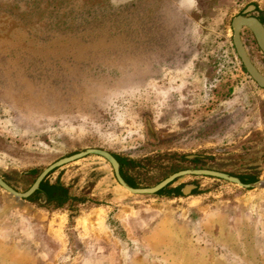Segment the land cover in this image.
Instances as JSON below:
<instances>
[{"label":"rangeland","instance_id":"1","mask_svg":"<svg viewBox=\"0 0 264 264\" xmlns=\"http://www.w3.org/2000/svg\"><path fill=\"white\" fill-rule=\"evenodd\" d=\"M251 3L264 11V0H0V176L24 191V171L98 147L142 161L130 170L141 187L197 167L263 179L264 88L232 42ZM241 39L264 75L254 36ZM48 179L84 201L45 206L0 187V264H264V184L186 175L171 186L193 193L132 194L94 154Z\"/></svg>","mask_w":264,"mask_h":264},{"label":"water","instance_id":"2","mask_svg":"<svg viewBox=\"0 0 264 264\" xmlns=\"http://www.w3.org/2000/svg\"><path fill=\"white\" fill-rule=\"evenodd\" d=\"M250 7H253V5L247 6L242 11L241 14H238L232 18L231 20V27H232V32H233L232 42L236 50V53L238 57L240 58L241 63L244 66L247 73L257 83V85L264 88V75L256 68V66L251 61L247 53V50L245 48V45L243 44V41L241 39V29L242 28L249 29L253 33V36L257 42V45L259 46V48L264 54V25L259 19H257L254 16L243 15L244 13L249 11ZM89 154L98 155L104 158L111 165L115 179L119 183V185L132 194H155L159 190L166 187L169 183L173 184L175 182H179L178 180H180L183 176H186V175H196V176L200 175V176L216 177V178L223 179L225 181L234 183L244 188L258 187L264 184V178L257 179L249 183H244L236 175H232L227 172L220 171V170L204 168V167H197V168H186V169L175 171L152 186L132 187L121 176L120 163L110 151L103 149V148H98V147H88L78 152L63 156L55 160L54 162L50 163L49 165H47L45 168H43L40 171V173L37 175V177L32 182V184L24 191L16 190L9 183H7L1 176H0V187L3 190H5L9 195L15 197L16 199H26L39 188L40 182L51 171H53L54 169L62 165H65L67 163L80 159ZM194 188H195V184H186L182 187L181 190H182V193H188Z\"/></svg>","mask_w":264,"mask_h":264},{"label":"trees","instance_id":"3","mask_svg":"<svg viewBox=\"0 0 264 264\" xmlns=\"http://www.w3.org/2000/svg\"><path fill=\"white\" fill-rule=\"evenodd\" d=\"M113 155L120 163V174L123 177V179L132 187H141V183L138 182L137 178L133 174L130 173V170H132L136 166L141 165L142 161H138V160L126 157V156H119L116 154H113ZM180 157L183 159L186 158L185 155H181ZM198 157L199 156L194 155L192 158H190V161L197 162ZM40 171L41 170L32 168L27 171H24V173L31 177L30 183L32 184V182L35 180V178L40 173ZM48 175L40 182L39 188L34 193H32L28 198H26L27 200L33 201V202L43 200L44 202L43 204L45 206L53 205L55 207H62L66 205L67 203L72 202L74 200H79L81 202L84 201V198H78V197L73 196L70 193L69 187L66 186L59 179H56L53 182L50 181L48 179ZM236 176H238L241 179V181L244 183H249V182H252L258 179L257 176L252 175V174L236 175ZM171 185L172 183H169L166 187L159 190L155 194L157 195L165 194L168 196H182V190H181L182 185L181 184L175 185V186H171ZM195 191L196 189H192V193Z\"/></svg>","mask_w":264,"mask_h":264},{"label":"flooded vegetation","instance_id":"4","mask_svg":"<svg viewBox=\"0 0 264 264\" xmlns=\"http://www.w3.org/2000/svg\"><path fill=\"white\" fill-rule=\"evenodd\" d=\"M253 7H250L249 11H247L246 13H244L243 15L245 16H254L256 17L257 19H259L262 24L264 25V11L261 10L256 4L254 3H251V4H248L247 6H252ZM246 6V7H247ZM242 13V10L238 13V14H241ZM237 14V15H238ZM249 31V33L253 36V33L247 29ZM257 43V42H256Z\"/></svg>","mask_w":264,"mask_h":264}]
</instances>
